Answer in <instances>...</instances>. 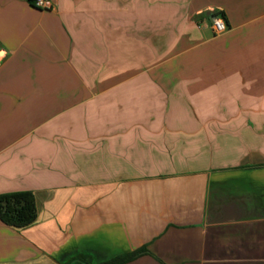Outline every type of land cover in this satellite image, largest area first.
<instances>
[{"label":"crops","instance_id":"0c3cea01","mask_svg":"<svg viewBox=\"0 0 264 264\" xmlns=\"http://www.w3.org/2000/svg\"><path fill=\"white\" fill-rule=\"evenodd\" d=\"M50 1L0 0V264H264V0Z\"/></svg>","mask_w":264,"mask_h":264},{"label":"trees","instance_id":"16d2710c","mask_svg":"<svg viewBox=\"0 0 264 264\" xmlns=\"http://www.w3.org/2000/svg\"><path fill=\"white\" fill-rule=\"evenodd\" d=\"M32 2V0H31ZM217 14V12L213 13ZM36 218L33 194L30 191H17L0 195V219L14 227H24ZM142 250L114 257L98 264H120L136 257ZM83 264H90L84 262Z\"/></svg>","mask_w":264,"mask_h":264},{"label":"built area","instance_id":"2783aa9c","mask_svg":"<svg viewBox=\"0 0 264 264\" xmlns=\"http://www.w3.org/2000/svg\"><path fill=\"white\" fill-rule=\"evenodd\" d=\"M32 4L40 9H50L52 3L50 0H32ZM211 28L213 33L219 34L226 30V24L221 16H217L212 20Z\"/></svg>","mask_w":264,"mask_h":264}]
</instances>
